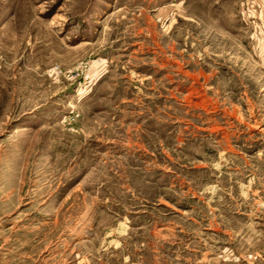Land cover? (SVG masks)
I'll use <instances>...</instances> for the list:
<instances>
[{"label":"rangeland","instance_id":"obj_1","mask_svg":"<svg viewBox=\"0 0 264 264\" xmlns=\"http://www.w3.org/2000/svg\"><path fill=\"white\" fill-rule=\"evenodd\" d=\"M249 262L264 0H0V264Z\"/></svg>","mask_w":264,"mask_h":264},{"label":"crops","instance_id":"obj_2","mask_svg":"<svg viewBox=\"0 0 264 264\" xmlns=\"http://www.w3.org/2000/svg\"><path fill=\"white\" fill-rule=\"evenodd\" d=\"M250 264H252L251 262H249ZM257 264H262V263H257Z\"/></svg>","mask_w":264,"mask_h":264},{"label":"bare ground","instance_id":"obj_3","mask_svg":"<svg viewBox=\"0 0 264 264\" xmlns=\"http://www.w3.org/2000/svg\"><path fill=\"white\" fill-rule=\"evenodd\" d=\"M51 25H53V24L51 23Z\"/></svg>","mask_w":264,"mask_h":264}]
</instances>
